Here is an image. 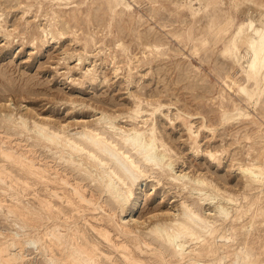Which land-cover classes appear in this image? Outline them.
Masks as SVG:
<instances>
[{"label": "bare ground", "instance_id": "1", "mask_svg": "<svg viewBox=\"0 0 264 264\" xmlns=\"http://www.w3.org/2000/svg\"><path fill=\"white\" fill-rule=\"evenodd\" d=\"M43 1L55 0L39 3ZM124 1L113 0L122 8ZM225 3L220 0L212 19L216 32H224L231 23L219 22ZM50 10L53 24L38 25L32 40L48 41L55 32L59 37L67 33L58 27L61 11ZM3 16L0 12V28ZM90 42L95 44V39H84L83 47ZM228 42L229 57L238 64L242 80L233 73L220 76L223 120L250 115L240 102L258 111L257 103L263 101L264 17L236 23ZM206 44L205 39L201 46L193 45V51ZM161 45L147 43L144 49L150 55L161 54ZM126 57L129 71L132 61ZM77 60L84 58L79 55ZM88 67L83 76L93 80L97 70ZM142 103L135 100L128 114L130 127L118 125V115L104 111L76 130L49 119L0 111V219L15 227L0 226V264H40L28 256L29 249L43 264H264V150L256 155L249 147L246 151L248 162L239 167L246 187L242 196L221 192L204 176L174 169L172 149L157 135L156 124L148 122L161 105L146 102L148 109ZM149 178L157 183L167 179L181 191L188 190L189 196L173 212L153 214L154 220L146 223L135 217L140 202L134 189ZM206 202L213 203L209 212L203 208Z\"/></svg>", "mask_w": 264, "mask_h": 264}, {"label": "rangeland", "instance_id": "2", "mask_svg": "<svg viewBox=\"0 0 264 264\" xmlns=\"http://www.w3.org/2000/svg\"><path fill=\"white\" fill-rule=\"evenodd\" d=\"M39 1L0 0L5 19L0 28V111L49 119L76 130L95 121L101 111L118 115L117 124L130 127L128 114L135 100H143L148 109L146 102L159 104L148 122L156 124L157 135L172 149L174 169L204 176L221 192L243 195L245 178L239 167L248 162L246 151L249 147L256 155L264 150V96L258 111L240 102L250 115L223 120L220 76L233 73L242 80L238 64L229 57L228 40L236 23L264 17V7L258 6L261 0H226L219 22L231 23L222 33L212 24L220 0H125L124 8L113 0ZM52 7L61 11L58 27L67 33L59 37L55 32L48 41L32 40L38 25L53 24ZM6 31L10 33L5 35ZM91 37L95 44L84 48V39ZM205 39L206 46L193 51L192 46H201ZM153 42L162 44L161 54L150 55L144 49ZM79 55L84 58L81 63ZM126 55L132 61L129 71ZM92 66L97 72L90 80L83 73ZM229 94L239 102L235 93ZM134 196L140 202L135 217L150 223L153 214L176 210L189 191L167 179L157 183L149 178L134 189ZM212 204L204 203V210L209 212ZM11 223L0 219L7 230L15 229ZM29 253L43 264L34 249Z\"/></svg>", "mask_w": 264, "mask_h": 264}]
</instances>
